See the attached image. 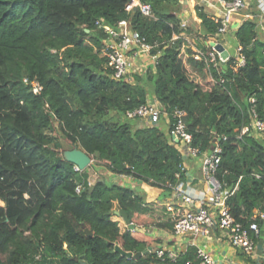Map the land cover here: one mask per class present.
<instances>
[{
	"label": "trees",
	"instance_id": "obj_1",
	"mask_svg": "<svg viewBox=\"0 0 264 264\" xmlns=\"http://www.w3.org/2000/svg\"><path fill=\"white\" fill-rule=\"evenodd\" d=\"M130 1L0 0V199L6 202L0 206V264H79L74 258L81 255L87 264L160 263L153 252L128 258L114 249L118 244L137 252L159 241L147 231L122 229L113 219L114 204L136 225L171 228L165 205L146 199L140 186L108 177L90 184L88 168L75 171L53 133L57 123L73 146L104 161L113 175L161 189L160 199L184 179L185 158L168 133L125 117L147 102L148 89L113 76L103 52L109 33L97 20L114 29L127 20L154 46L151 52L158 55L148 66L149 93L170 122L174 109L185 111L199 155L218 142L215 176L233 191L226 199L231 215L243 224L259 222L264 136L252 130L240 135L250 121L251 97L264 120V33L256 9H248L253 17L231 29L245 64L236 66L230 56L217 69L194 58L185 34L174 39L182 31L181 17L169 6L181 0H139L150 4V17L137 6L128 11ZM195 11L201 19L198 45L205 49L206 41L217 40L221 22L200 5ZM24 78L36 79L42 91L33 93ZM189 259L180 255L177 263Z\"/></svg>",
	"mask_w": 264,
	"mask_h": 264
},
{
	"label": "built area",
	"instance_id": "obj_2",
	"mask_svg": "<svg viewBox=\"0 0 264 264\" xmlns=\"http://www.w3.org/2000/svg\"><path fill=\"white\" fill-rule=\"evenodd\" d=\"M216 1L223 9V15L221 17H214L216 21L220 20L221 22L216 37L222 36L231 28L230 25L232 24L233 16L236 14L239 15V11L243 8L247 10L241 14L243 18L253 17V14L248 11L250 9V0ZM132 2H135V0H131L130 6L126 7L128 11L137 6L144 16L150 17L153 15L150 4L142 3L138 0L136 5H131ZM254 3L257 12L256 17L258 18L260 29L264 33V0H254ZM96 23L100 24L109 33L103 52L108 56L113 66V76L115 78L130 80L129 76L135 68V60L142 56L150 58L149 60L155 63L158 54L151 52L154 46L149 44L145 37L137 30L131 29L128 26L127 20L120 21L117 24V29L109 27L108 25H102L99 20ZM180 27L182 31L174 39L184 35L186 28L185 18H181ZM215 41H219L223 45L225 44L224 38ZM193 42L194 44L196 43L195 41ZM205 44V49L202 46L194 45V58L197 60L203 58L206 63L219 69L220 64L224 62L223 59L208 42ZM262 52L264 53V45ZM234 57L236 66L245 64V56L241 52L239 45H237V54ZM23 81L31 86L33 93L39 94L42 91V86L36 79L29 80L28 78H24ZM255 101L254 97L249 99L251 103L249 108L250 121L241 128L240 135L252 130L260 136H264V120L260 119L257 115ZM165 114L167 113L164 111L162 105L157 103L152 104L147 101L131 110H127L125 117L128 119H136L137 124L142 123V126H151L158 125L161 117H164ZM185 114L184 110L174 109L171 114L172 122H170L169 117L164 118L167 122L169 139L175 143L183 157H185V154L189 157H194L199 155V152L197 148L191 146L192 136L187 131L184 122ZM220 151L221 148L218 142H215L208 152L201 154V169L204 181L208 185L211 194L209 202L197 200L190 193L183 191L180 184L170 186L172 189L171 193H173L174 198L179 202L177 208L173 204H166V208L172 216V233L175 236H183L218 230L232 248L240 251L241 254L249 256L253 260L258 261L261 259L264 264V229L260 227L261 221L264 219V211L255 212V215L259 217V222L251 220L247 224L236 221L231 215L226 199L233 191L226 186L225 182L220 181L215 176L220 161ZM184 165L185 163L183 162L182 169L185 171ZM73 169L75 171H81L77 165H74ZM80 190L81 185H77L75 191L80 192ZM149 252L154 253L155 259L160 262L158 264H178L177 260L180 254L176 250L161 246L151 248ZM182 264H215V260L205 248L197 247L194 258L186 260Z\"/></svg>",
	"mask_w": 264,
	"mask_h": 264
},
{
	"label": "crops",
	"instance_id": "obj_3",
	"mask_svg": "<svg viewBox=\"0 0 264 264\" xmlns=\"http://www.w3.org/2000/svg\"><path fill=\"white\" fill-rule=\"evenodd\" d=\"M189 1L190 0H186V2H189ZM135 2L138 3V0H135ZM198 5L202 6L205 9V11H207L213 17L219 18L223 15V9L217 3L216 0H202V3H198ZM189 15L191 16L192 13L189 12ZM236 15L239 16L238 14ZM179 16L182 19L185 18V15L179 14ZM241 21H240V17L238 18V17H235V15L233 16L232 23H235V22L240 23ZM194 22L197 25V29H199V23L201 22V19L196 17ZM258 29L261 31L259 22H258ZM220 39H221V36L217 38V40H220ZM206 42H209V40ZM224 46L226 47L225 44ZM140 59L141 58H139V60ZM161 118L166 122L164 117H161ZM137 125L142 126V123H139ZM165 125H166V132L168 133L167 122L165 123ZM186 155L187 154H185V157H184L185 158L184 160L185 176H184V179L180 181L178 184L181 185L183 191L190 193L197 200H203V201L209 202L211 198V194L209 192L208 185L204 181V176H203V172L201 169L202 165L200 166L197 160L193 161L191 160L192 159L191 157H189L188 155L186 156ZM200 156L201 157L198 160L201 161L202 155ZM106 172H107L108 179H110L113 182L128 185L133 188L135 186H140L145 191V194H146L145 197L148 200L160 202L163 205H165V207H166V204H173L175 208L178 207L177 205L179 202L177 199L174 198L173 193H171L170 195L166 197H162L160 199L161 192H162L161 189L150 187L143 183L137 182L132 177L122 176V175H113L107 170ZM113 219L117 220V217L115 216ZM261 225H262V229H264V219L261 221ZM135 228L142 230V231H147L153 236L158 237L159 241L155 243L154 245L150 246L151 248L166 246L167 248L176 250L180 255L188 254L189 258H194L196 248L202 247V248H205L213 256L215 260V264H245V260H243L242 262L239 260L240 257L245 256V255H242L241 253H239V251L237 252L236 249L232 248L227 243L224 236L221 235L220 231L218 230H211L208 233L201 232L197 235L187 234L183 236H175L172 233V227L168 228L166 226H157V225L151 224V225H136ZM253 263L259 264V261H254Z\"/></svg>",
	"mask_w": 264,
	"mask_h": 264
},
{
	"label": "rangeland",
	"instance_id": "obj_4",
	"mask_svg": "<svg viewBox=\"0 0 264 264\" xmlns=\"http://www.w3.org/2000/svg\"><path fill=\"white\" fill-rule=\"evenodd\" d=\"M198 3H202V0H190L189 2H184V0L180 2V4L177 5H172L169 6L172 10L176 11L177 14H182L185 15V21H186V28L184 30V34L188 37V46L192 48H194V45H198L199 39H197L196 37V31H197V25L194 22L196 17L199 18L196 14L195 11V6L198 5ZM130 2L127 4L126 7H129ZM137 4L136 2H132L131 5H135ZM251 10L256 9L254 0H250V7ZM205 10V9H204ZM189 12L192 13V15H189ZM240 14L239 16L235 15V17H240V21L242 20V13L246 12V9H242L241 11H239ZM221 38H224L225 41V45L230 53L231 56H235L237 54V45L238 42L232 32L231 29L227 30L222 36ZM195 41L196 43L194 44ZM141 59L139 60V58H137L135 60V68L134 70L130 73L131 75L129 76L130 81L134 82V83H138V84H143L145 85V87L148 89V102L150 103H157L159 104V101H157L156 98H154V95L149 93L151 92V90L149 89V85L146 84V77L148 75V66L149 64L151 65L152 62L151 60H149L150 58H147L146 56H142L140 57ZM142 60V61H141ZM149 61V62H148ZM194 71V70H193ZM135 73L137 75H140V77L142 78V80L137 81V79H134L132 74ZM114 115V114H113ZM164 117H168L167 114L164 115ZM165 121L161 118V121L158 123L160 129L164 132V134L166 133V125H165ZM254 135H256L257 137L261 136L256 133L255 131H252ZM54 135H56L61 143V152L64 153L65 150H69L74 148L75 146H73L72 143H70V141L65 137V135L63 134V132L61 131L60 127L58 126L57 123H54ZM77 147V145H76ZM201 156L200 155H196L194 157H191V160H197L198 163L200 164V166L202 165V162L200 160H198ZM104 161L102 160H98L95 157H91V163L90 165L87 167V172H88V182L90 184H94L96 179H102L107 177V172L106 169L103 167ZM98 169V170H97ZM131 177V176H128ZM9 199H12L11 197ZM0 206L2 207H6V202L3 201L2 199H0ZM118 210L116 203L114 204V211ZM115 214V213H114ZM117 217V220L120 224V226L122 227V229H124L125 224L122 220L121 217L114 215V217ZM237 251V250H236ZM238 252V251H237ZM240 253V251H239ZM241 255V254H239ZM244 255V254H242ZM239 260L242 262L243 260H245V264H254V261L257 260H253L251 259L249 256L245 255L239 258ZM259 264H262L261 259L258 260Z\"/></svg>",
	"mask_w": 264,
	"mask_h": 264
},
{
	"label": "water",
	"instance_id": "obj_5",
	"mask_svg": "<svg viewBox=\"0 0 264 264\" xmlns=\"http://www.w3.org/2000/svg\"><path fill=\"white\" fill-rule=\"evenodd\" d=\"M184 2H186V0H184ZM238 25H239V22H235V23H232L230 25V27H231V29H233V28L238 27ZM208 44L211 47H213L219 53L220 57L223 59L224 62L229 58V55H230L229 51L221 42L210 40L208 42ZM63 155L67 161H69L73 165H77L81 170L87 168L91 163V157L83 149L78 148V147H74L72 149L65 150ZM90 189H92V187H90ZM114 213H115V215L122 218L125 226L128 229H135L136 225L133 222H131V220L128 217V214L123 209H118ZM84 232L88 236L92 235V231L88 228H85ZM114 249L116 251H118L119 253H121L122 255L128 257V258H139L140 256L148 253L150 251L151 247L148 246L145 249H143L142 251L131 252V251H125L120 247V245L115 244ZM74 259L79 264H87L83 255H81L79 257H75Z\"/></svg>",
	"mask_w": 264,
	"mask_h": 264
}]
</instances>
